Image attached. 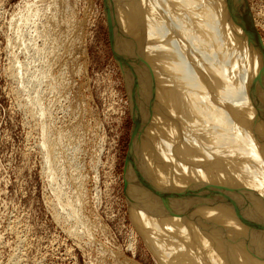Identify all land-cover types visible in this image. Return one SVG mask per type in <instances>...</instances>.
Wrapping results in <instances>:
<instances>
[{
  "label": "bare ground",
  "instance_id": "6f19581e",
  "mask_svg": "<svg viewBox=\"0 0 264 264\" xmlns=\"http://www.w3.org/2000/svg\"><path fill=\"white\" fill-rule=\"evenodd\" d=\"M110 1L140 110L126 164L140 236L160 264H264V52L246 26L249 15L231 0ZM44 51L41 70L21 88L34 121L44 108L36 101L47 93L40 83L56 86ZM41 136L43 157L52 161V152L76 142L47 128ZM77 207L64 216L54 209L55 218L90 241L96 224H85ZM20 260L11 254L4 264Z\"/></svg>",
  "mask_w": 264,
  "mask_h": 264
},
{
  "label": "rangeland",
  "instance_id": "374dc122",
  "mask_svg": "<svg viewBox=\"0 0 264 264\" xmlns=\"http://www.w3.org/2000/svg\"><path fill=\"white\" fill-rule=\"evenodd\" d=\"M231 5L249 15L246 26L264 52V0ZM114 16L110 0H0V264L11 254L21 264H160L126 196L140 110ZM44 49L56 86L38 85L47 93L35 96L45 112L36 122L24 110L21 88L41 70ZM139 74L131 70L133 80ZM46 128L76 141L52 152L53 161L39 146ZM69 206L96 224L90 241L71 236L55 218L57 208L64 216Z\"/></svg>",
  "mask_w": 264,
  "mask_h": 264
}]
</instances>
